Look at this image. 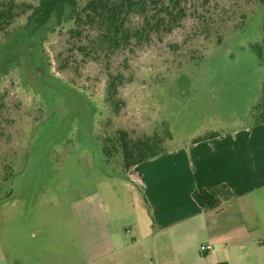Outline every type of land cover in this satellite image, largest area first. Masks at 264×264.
I'll return each instance as SVG.
<instances>
[{
    "label": "rangeland",
    "instance_id": "1",
    "mask_svg": "<svg viewBox=\"0 0 264 264\" xmlns=\"http://www.w3.org/2000/svg\"><path fill=\"white\" fill-rule=\"evenodd\" d=\"M38 1L0 0V9L18 13L0 30V264H200L198 257L209 262L215 252L227 255L226 247L264 239V193L241 195V213L223 203L220 221L234 223L219 232L202 220L174 252L165 241L177 232L156 230L149 204L152 190L169 181L155 182L151 171H166L170 151L185 159L193 142L264 123V64L255 48L264 41V3L181 0L177 24L157 26L140 46L108 60L78 49L81 38L82 49L100 45L94 36L71 37L70 20L42 27L30 54L36 50L43 72L79 94L72 101L31 74L21 28L25 5ZM145 25L141 17L130 22L133 30ZM108 67L128 76L115 105L105 98ZM120 130L158 145L126 167L103 151ZM181 164L174 170L189 179L188 161ZM210 233L223 240L202 254Z\"/></svg>",
    "mask_w": 264,
    "mask_h": 264
},
{
    "label": "trees",
    "instance_id": "2",
    "mask_svg": "<svg viewBox=\"0 0 264 264\" xmlns=\"http://www.w3.org/2000/svg\"><path fill=\"white\" fill-rule=\"evenodd\" d=\"M254 2L264 3V0H255ZM26 11H30V13L21 30L25 32L26 42L24 44L26 53H28L31 74L37 79H43L50 83L60 90L64 97L72 101H77L79 94L43 72L44 64H40L42 63L41 57L36 53V50H34L35 53L30 54L29 49L39 47L42 27L46 29L52 27L51 29H53V27H58L70 20L72 22V28L69 30L71 37L94 36L100 45L94 51L87 48L82 49L84 41L81 38L79 40L81 46L78 49L87 57L90 56L91 59L97 58L101 54L108 60L117 53L126 49L130 50L132 46H140L143 40L149 39L152 32L155 33L157 26L169 25L172 27L185 16L181 0H39L34 5L26 4L23 13ZM14 15L16 16L18 13L0 9L1 31H5L13 23ZM133 17L144 18L146 25L133 30L130 27ZM220 43L222 40L218 38L216 43L209 45ZM255 48L258 62L264 64V41L262 44H257ZM106 71L105 98L112 97V105H115V94L118 93L119 87L128 76L120 68L108 67ZM67 104L69 103L67 102ZM2 113L3 103L0 101V129H2ZM127 136L126 131L120 130L108 137L103 147L106 157H114L113 153H115L121 157L126 167L131 166L134 160L140 156L148 157L147 151L158 145V143L155 146L149 143L150 138L133 140ZM6 173L5 170L3 174L5 183L8 182ZM192 197L203 212H208L218 209L223 203L234 199L235 195L225 184H219L208 190H194Z\"/></svg>",
    "mask_w": 264,
    "mask_h": 264
},
{
    "label": "crops",
    "instance_id": "3",
    "mask_svg": "<svg viewBox=\"0 0 264 264\" xmlns=\"http://www.w3.org/2000/svg\"><path fill=\"white\" fill-rule=\"evenodd\" d=\"M240 136L243 139L238 140ZM166 158V171H151V175L155 182L164 181L167 177L169 181L166 186H158L152 190L149 204L155 229L177 232L165 241V246L172 248L173 252L174 244H179V250L186 248L185 244L191 236L185 233L190 231L197 234L198 224L202 220H212L208 222L211 230L217 224L219 232L224 225L230 227L234 222L227 225L220 221L225 211L223 205H228L226 211L231 214L241 213L236 206L241 195L252 193L255 196L264 193V123L257 127L233 130L226 135L215 134L203 141L189 144L183 151V158L188 161L190 170L189 179L181 180V171L174 170L177 164L182 165V161L185 163L177 150L170 151ZM134 169L132 166L130 173ZM219 184H225L233 192L235 199L218 209L203 212L193 199L192 191L208 190ZM254 214H249L253 224L256 223ZM189 224L190 227H187ZM209 237L210 242L201 244L223 240L211 233ZM224 240L231 241L232 238ZM251 243L226 247L227 255L215 252L209 262L206 258L197 257L201 260L200 264H264V239H252Z\"/></svg>",
    "mask_w": 264,
    "mask_h": 264
},
{
    "label": "bare ground",
    "instance_id": "4",
    "mask_svg": "<svg viewBox=\"0 0 264 264\" xmlns=\"http://www.w3.org/2000/svg\"><path fill=\"white\" fill-rule=\"evenodd\" d=\"M132 165H133V164H132ZM210 189H211V188H210ZM201 246H210L211 249H210L208 252H204V251L201 250ZM212 249H213V245H211V244H201V245H200V251H201L202 254H207V253L211 252Z\"/></svg>",
    "mask_w": 264,
    "mask_h": 264
},
{
    "label": "built area",
    "instance_id": "5",
    "mask_svg": "<svg viewBox=\"0 0 264 264\" xmlns=\"http://www.w3.org/2000/svg\"><path fill=\"white\" fill-rule=\"evenodd\" d=\"M211 249L210 246H201V250L204 252H208Z\"/></svg>",
    "mask_w": 264,
    "mask_h": 264
},
{
    "label": "water",
    "instance_id": "6",
    "mask_svg": "<svg viewBox=\"0 0 264 264\" xmlns=\"http://www.w3.org/2000/svg\"><path fill=\"white\" fill-rule=\"evenodd\" d=\"M44 119H45V118H44ZM44 119H43V120H44Z\"/></svg>",
    "mask_w": 264,
    "mask_h": 264
}]
</instances>
